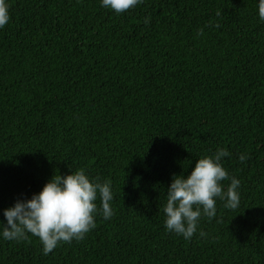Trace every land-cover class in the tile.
<instances>
[{"label":"trees","instance_id":"obj_1","mask_svg":"<svg viewBox=\"0 0 264 264\" xmlns=\"http://www.w3.org/2000/svg\"><path fill=\"white\" fill-rule=\"evenodd\" d=\"M6 3L0 221L55 174L81 168L111 181L114 215L98 211L82 240L47 255L30 233L5 240L0 224V264H264L259 0H143L122 14L102 0ZM218 149L240 181L238 208L217 198L216 217L202 214L191 240L168 232L162 209L173 175H189Z\"/></svg>","mask_w":264,"mask_h":264},{"label":"clouds","instance_id":"obj_2","mask_svg":"<svg viewBox=\"0 0 264 264\" xmlns=\"http://www.w3.org/2000/svg\"><path fill=\"white\" fill-rule=\"evenodd\" d=\"M143 0H102L101 6L122 14L135 8ZM259 18L264 21V0L258 3ZM220 15V12H217ZM10 20L9 6L6 0H0V28ZM150 23V17L145 18ZM219 25H217L218 27ZM203 35V28L198 30ZM227 149H218L214 155H205L195 162L191 173L173 175L167 189L165 227L170 233L191 240L197 232L202 216L209 221L217 215L216 199L225 201L224 207L235 210L240 204L238 188L240 181L230 177L222 163V158L229 156ZM243 163L248 159L241 154ZM230 180L225 187L223 181ZM100 199L98 209L96 201ZM111 181H95L86 175L84 169H78L67 175L55 174L43 187L33 194L31 199L17 200L14 206L4 209L7 224L3 225L2 235L5 240L21 241L28 239V234L38 237L45 255L51 253L61 242L80 241L96 227L95 214L99 211L104 219H110L113 209ZM206 233L200 232L204 237Z\"/></svg>","mask_w":264,"mask_h":264}]
</instances>
